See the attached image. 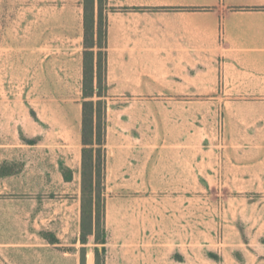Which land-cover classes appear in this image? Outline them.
Masks as SVG:
<instances>
[{
    "label": "crops",
    "instance_id": "0c3cea01",
    "mask_svg": "<svg viewBox=\"0 0 264 264\" xmlns=\"http://www.w3.org/2000/svg\"><path fill=\"white\" fill-rule=\"evenodd\" d=\"M105 16L107 181L145 187L146 200L156 193L165 222L107 226L105 264H264V0H107ZM198 99L223 111L224 158L200 135ZM17 102L0 99V137L16 131ZM43 102L27 136L35 141L52 126L51 100ZM20 112L28 118L30 108ZM59 126L82 143V117L73 130ZM218 183L226 187L219 197L197 194ZM71 202L81 209L80 197ZM134 202L108 197L106 218L132 215ZM20 214L0 203V264H82L80 228L69 244L49 227L21 225ZM216 228L240 235L219 261L204 254L207 237L198 239ZM241 235L260 236L246 243ZM86 264H95L93 253Z\"/></svg>",
    "mask_w": 264,
    "mask_h": 264
},
{
    "label": "rangeland",
    "instance_id": "374dc122",
    "mask_svg": "<svg viewBox=\"0 0 264 264\" xmlns=\"http://www.w3.org/2000/svg\"><path fill=\"white\" fill-rule=\"evenodd\" d=\"M91 2L87 0L90 6ZM84 3L85 0H0V99L18 101L16 109L19 111L15 118L16 131L0 137V165L7 163L13 170L12 175L0 177V195L3 196L0 203L15 205L21 210V225L49 227L69 244L76 241L79 228L82 234L89 232L91 227L88 211L83 217L81 209L71 206L72 199H82V143L70 131L66 135L56 132L60 124L75 129L82 117ZM105 12L106 3L103 4L104 15ZM44 99L51 100L46 109L52 116V126L45 134H38L35 141L27 136L35 133L31 123L38 120L37 112L45 108ZM26 107L30 108L28 118L20 112ZM197 109V124L200 135L206 136V148L224 158L226 120L221 107L204 104L198 99ZM151 112H155L153 105ZM231 124L235 121H230ZM62 165L73 166L72 181L64 179ZM86 172L90 173L89 168ZM105 184L106 200L115 194L136 199V211L132 215L105 217L106 226L120 232L129 226L143 228L158 222L165 224L156 193L151 200H146L149 193L145 187L111 186L107 173ZM228 188L229 193L236 192V187ZM224 189L226 187L218 183L206 191L198 187L197 194L219 197ZM208 205L216 209L219 202ZM202 220L198 217V221ZM102 229L89 235L86 245L80 243L81 255L86 246L87 253L94 254L95 264L96 247L100 249V258L105 261L107 258V252L102 250L104 245L96 241V238L103 239ZM205 236L207 239L203 241L208 245L204 254L218 261L222 249L229 256L227 244L233 247L240 238L236 234L226 235L224 228H216L212 235L198 234V239ZM259 236L241 235V239L248 243L257 241Z\"/></svg>",
    "mask_w": 264,
    "mask_h": 264
},
{
    "label": "trees",
    "instance_id": "16d2710c",
    "mask_svg": "<svg viewBox=\"0 0 264 264\" xmlns=\"http://www.w3.org/2000/svg\"><path fill=\"white\" fill-rule=\"evenodd\" d=\"M107 0H92L91 6L84 3V59H83V107H82V206L84 217L88 211L91 221L89 232H82L80 241L86 245L88 236L97 234L103 228V239L96 238L104 245L106 254L108 231L106 217V173H107V128H108V38L106 16L103 4ZM200 9V8H196ZM90 173L87 174L86 169ZM64 179L73 180V170L62 165ZM13 174L7 163L0 165V177ZM53 243L58 238L46 233ZM82 264H86L87 249H82ZM96 264H105L100 258V249L95 248Z\"/></svg>",
    "mask_w": 264,
    "mask_h": 264
}]
</instances>
